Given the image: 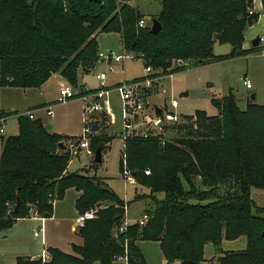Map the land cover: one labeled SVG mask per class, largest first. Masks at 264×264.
I'll list each match as a JSON object with an SVG mask.
<instances>
[{
  "label": "trees",
  "instance_id": "16d2710c",
  "mask_svg": "<svg viewBox=\"0 0 264 264\" xmlns=\"http://www.w3.org/2000/svg\"><path fill=\"white\" fill-rule=\"evenodd\" d=\"M160 1L153 19L161 30L153 34L150 25L137 27L144 14L127 0H0V87L39 88L59 74L79 88L78 73L88 74L98 63L99 34H118L125 52L165 74L187 69L174 70L178 60L190 68L264 50L242 48L244 31L258 19L253 0ZM226 43L231 52L214 57V45ZM211 103L217 115L185 116L187 139L175 145L161 147L154 138L124 140L120 166L125 156L137 185L147 188L152 200L156 192L165 197L145 211L143 226L129 224L122 233L125 203L95 177L66 173L69 155L58 144L67 137L50 133L40 120L18 116L17 134L1 139L0 230L33 209L50 217L49 202L61 200L70 188L80 192L78 214L95 204L101 209L79 228L82 244L73 245L72 254L48 248V262L19 257L16 264H114L119 258L146 264L138 247L142 241L159 243L166 264H201L208 244L217 264H264V208L250 197L251 189L264 190V106L249 102L241 111L231 92ZM101 136L90 141L94 151L102 152L112 138ZM240 237L246 239L244 250H221L224 240Z\"/></svg>",
  "mask_w": 264,
  "mask_h": 264
},
{
  "label": "rangeland",
  "instance_id": "374dc122",
  "mask_svg": "<svg viewBox=\"0 0 264 264\" xmlns=\"http://www.w3.org/2000/svg\"><path fill=\"white\" fill-rule=\"evenodd\" d=\"M127 1L130 6L136 9H144V20L146 21V24L150 25L151 27V20L160 13L161 1ZM246 42L248 50L251 49L252 41L246 39ZM97 44L98 50L101 53L106 51L122 53L116 35L99 34L97 36ZM112 48L113 50H109ZM177 67H184L187 69L183 72L173 74H165L161 70H154L156 77H158V84L154 88L146 89L145 92L140 91V95L144 98L145 102L142 110L138 111L136 121L143 124H141V126L138 128L137 134H132L127 137V139L131 137L146 139L140 137L138 134H141L143 132L149 134V132H151V135L149 134L147 139L154 138L152 140H158L161 147H163V145L165 144H174L176 140L187 139L185 126L189 124V121L185 119V116L193 115L195 111H203L209 117L217 115V110L212 105L211 99H221L222 97L227 96L229 92H231V94L235 97L237 106L241 111H244L246 109V105L249 101L251 102L250 97L252 94H255L256 96L255 100L252 103L264 106V53L261 51L251 53L246 57L243 56L233 58L221 63H212L204 66L190 68L184 65H179L174 68L172 66L174 70ZM102 72H106V86L112 85L113 83V86H115L116 83L118 84L121 82L129 81L132 82L134 80L140 81L141 78L145 75L144 63L140 59H126L119 65H113L112 71H108L105 65H97L88 74L84 75V82L87 84V86H89L88 88L90 90H95L99 87L96 76ZM243 77H246L250 81L252 89L248 90L245 88V86L242 84ZM171 99L178 102V107L176 109H172L169 106L168 101ZM12 100L16 103H20L22 99L19 96L15 95L12 96ZM108 101L112 111L111 115L108 116L109 120L105 114H95V125L100 124V128L95 132L91 131L90 134H87V137L89 138V146L91 139L96 134H101V137L105 139L113 136L102 153V163L95 166L92 163V159L86 155L84 150H80L78 155L74 156V153L67 149L66 151L69 155L68 171L70 174L80 172L86 175V177H95L96 179L101 181L102 184H105L106 187L110 188L116 194V196L120 200H122L123 203H125V207L127 209L126 212L124 211V216L126 214V224H133L135 221L141 218V215L145 211L153 210L154 201H162L165 195L162 192H156L152 195V197L154 198L152 200V198L149 196L150 191L145 187L138 186L136 183L137 179H134L135 183L133 184H129L124 180L122 176L123 163L121 167L120 160L124 147L122 134L124 132L125 121L122 115V103L120 100V96L115 89L109 91ZM154 106L161 109L163 111V114L166 112L175 113L177 119L175 121L164 123L159 128L153 126L150 121L152 122L154 120ZM53 111L55 114L54 118H46L48 120V124L53 126L52 130L56 129V122H60L61 128L63 129L62 132L64 134L75 136V139H73L75 141L79 140L81 137H84L85 129L91 126L88 124L90 123L89 119L87 120L88 123H85L86 119H81V103L77 99H72L63 104L55 103L53 106ZM10 121L11 120L8 121L9 123L5 128L6 134H12L15 130L14 124ZM109 122L111 123L110 128L109 130H106V128H108L109 126ZM134 122L135 118L130 121L131 124ZM71 142L72 139H68L67 143L69 144ZM63 145L65 146L64 143ZM127 169L129 172H131L128 167ZM148 173L149 172L146 171L145 175H147ZM184 188L185 190H188V187L186 185H184ZM254 191L255 193H257L254 196L255 205L264 206V199L259 195H264V191ZM72 193L74 192H70V194L64 195L65 197L63 196V200L61 199V203H64L65 207H67L68 216L70 217L69 221L71 223H74L77 216L74 208V194ZM192 203L195 204L196 201H192ZM200 203L204 204L206 203V201ZM12 207L13 205H11L9 209H11ZM91 209H94L98 212L101 209V206L95 204ZM261 217L264 218V213L261 214ZM51 230L52 226L49 225V228H47V232H50ZM59 230L62 236L66 237L68 235L67 225L61 226ZM78 230L79 228L77 229L76 237H78ZM4 231L5 230H3V232H0V264H16V257H22L21 254L34 252L31 249L27 250L26 248H28L29 246H27L26 244L33 243V245H35L37 249L38 254H41L42 243L40 239L34 240L32 236H29V238H27L24 242V247L17 250L12 238L8 236L9 232ZM73 237H71V239H74ZM141 244V248L139 247L140 250L142 249L141 253L145 255L147 254V256L150 254L152 256L151 258L155 261V263L153 264H159L161 259L159 244L147 241H142ZM211 247V245L206 247L205 256H207L208 254H212ZM65 254L71 253L68 252ZM48 256L50 257L49 254ZM49 260L50 258L45 262H48ZM117 261L115 264H124V262L120 260ZM174 263L175 262H173L172 264Z\"/></svg>",
  "mask_w": 264,
  "mask_h": 264
},
{
  "label": "crops",
  "instance_id": "0c3cea01",
  "mask_svg": "<svg viewBox=\"0 0 264 264\" xmlns=\"http://www.w3.org/2000/svg\"><path fill=\"white\" fill-rule=\"evenodd\" d=\"M253 12L258 14V19H257L256 23H254L252 26L246 28V30L244 31V42H243L242 47H243V49H246V50H248L246 39H249L253 42L255 39L261 38L262 41L259 42L258 46H264V8L261 4V0H253ZM109 35H116V37L118 38L119 46L121 47L120 36L118 34H109ZM252 48H253V46H252ZM109 50H113V48L109 49ZM121 50H122V47H121ZM248 55H250V54H248ZM227 60H231V59H227ZM227 60H223V61L216 62V63H221V62H224ZM97 65H104V64L100 63V60H99L98 63L94 66V68ZM106 79H107V77H106ZM66 83L67 82L63 78H61L60 75L55 74V75L51 76L39 88L18 89V88H10V87H0V117H2L4 119V125H3L4 135L2 137H0V155H1V150H2L1 139L3 137L15 136L17 134V132H18L17 117L23 115L24 113H26L28 111H34V120L35 119L40 120V122L45 126V128H46V126H49L50 129L48 131L50 133L67 137L66 139H64L62 141L65 144V146H64L65 151L67 150L68 139L73 140V139H75L74 138L75 136H71L70 134L69 135L64 134L62 132L63 129L61 128L60 122H56V129L52 130L53 126L48 124V120L46 119V118H50V117L47 116V113L44 110L48 106H52V108H53L54 104L56 103V99L58 97V93H59L60 88ZM113 84L106 86L109 91L114 89L115 86L117 85V83L115 86H113ZM78 87H85L86 89L90 90L88 88L89 86H87V84L84 82V75H82L81 72L78 74ZM251 89H252V87H251ZM90 91H94V90H90ZM15 95L19 96L22 99L20 103H16L15 101L12 100V96H15ZM251 102H253V101L251 100ZM109 108L111 111L110 104H109ZM39 113H40V115H39ZM53 113H54V111H53ZM95 117L96 116L94 114V116L92 117V120H93L92 124H94V125L96 122V120L94 119ZM53 118H54V116L51 119H53ZM81 119H83L82 110H81ZM9 120H11L10 122H12L14 124V127H15V130L12 134H6L5 133V128L7 127ZM108 120H109V117H108ZM97 123H98V121H97ZM96 125L100 128V124H96ZM110 125H111V123L109 122V126L107 128L108 130L110 128ZM103 151L101 152V156H102ZM92 163H93V161H92ZM66 173H69L68 166L66 169ZM76 173L84 175L83 173H80V172H76ZM254 190L257 191V189H251V191H250V197H251L253 202H254L255 194H257V193H255ZM262 191H264V190H262ZM70 192H74L72 194H74L73 197L75 199L74 200V204H75V201L80 196V192L76 191L73 188H70V189L65 191L64 195L70 194ZM259 195L262 196V198L264 199L263 194H259ZM254 205H255V202H254ZM256 207L264 208V206H256ZM143 214H145V212ZM77 215H78V213L76 212V216ZM69 220H70V217L68 216L67 207H65L64 203H61V200L60 201L57 200V201H54V203L52 204V213H51L50 217H45L44 215H40L39 213H37L33 209L31 211L30 216H28L27 218H24V219L17 220L11 228L4 229L5 230L4 232H6V231L9 232L8 236H10V238H12L13 243L16 245L17 250L24 247V242L26 241L27 238H29V236H32L34 240L40 239V241L42 243L41 254H38L35 245H33V243H31V244H26L27 246H29L26 249L27 250L31 249L34 252L28 253V254H21L22 257H30L31 259H33L34 257L42 256L43 254H48L47 253L48 248H54V249H58L59 251H61L63 253L69 252L72 254V249H71L72 246L73 245L80 246L82 244V239L79 235H78V237H76V233H77L78 228L75 227V222L71 223ZM75 221H76V219H75ZM49 225L52 226V230L50 232H47V228H49ZM66 225L68 228V230H67L68 235L66 237H64V236H62V234H60L59 228L61 226H66ZM0 232H3V230H0ZM73 236H75L77 239ZM71 237H73L76 240L71 239ZM141 243L142 242L138 243V247H140V248L142 246ZM155 243H157V242H155ZM210 245L211 244H208L204 248V254H203L204 260L201 262V264H214V262H215V264H217V262L215 260L217 254H216L212 245H211L212 246L211 247L212 254H210V255L208 254L207 256H205L206 247H208ZM245 247H246V239L244 237H240L234 241H223L221 244V250L224 252L241 251V250H244ZM143 256H144V260L146 261V264L155 263V261L151 258L152 256L150 254L148 256H147V254L146 255L143 254ZM19 257H16V259ZM146 257L148 260L146 259ZM159 264H166L164 262L162 254H161V259H160ZM174 264H179V262H175Z\"/></svg>",
  "mask_w": 264,
  "mask_h": 264
},
{
  "label": "built area",
  "instance_id": "2783aa9c",
  "mask_svg": "<svg viewBox=\"0 0 264 264\" xmlns=\"http://www.w3.org/2000/svg\"><path fill=\"white\" fill-rule=\"evenodd\" d=\"M251 13V12H250ZM146 21L145 20H140L137 23L138 28H144L146 26ZM262 39L260 38V42ZM264 53V50H262ZM97 59L98 61H102V63L107 67L108 71H112L113 65H119L123 63L124 60H133L135 59V55L131 53H127L122 49V53H116L114 51H106V52H99L97 53ZM179 65H184L188 66L187 62H182L180 60L175 61L173 63V66H179ZM144 76L141 78L140 81H129V82H121L118 83L115 86V90L120 96V100L122 103V115L124 118V132L122 134L123 141L127 139L132 134H137L138 128L141 126L143 123H139L137 120V114L138 111H141L144 105V98L140 95V91L145 92L146 89H151L154 88L158 84V77H156V74L154 70L146 66L144 67ZM96 79L99 83V87L95 89L93 92H90L88 89L84 88H75L68 83L64 84L58 93V97L56 99V103H66L72 99H77L81 102V110H82V116L83 119H86L85 123H88L87 120H90L89 125L90 127H87L84 131L85 136L81 137L79 140L75 141L72 140L71 143L67 144V149L72 151L74 153V156L78 155L80 150H84L86 155L93 159L94 157V151L90 148L89 146V138L87 137V134L91 133V128H92V117L94 114H105L106 116L111 115V111L109 108V102H108V95H109V90L107 89L105 85V80H106V72H102L99 75L96 76ZM242 84L245 86L246 89L250 90L251 89V83L250 81L246 78H242ZM139 91V93H138ZM169 106L172 109H176L178 107V102L176 100H169L168 101ZM155 107V106H154ZM153 107V111H154ZM47 113V116L52 118L54 116L53 113V108L52 106H48L44 109ZM23 116H27L29 119L34 120V111H28L23 114ZM135 118L134 123H130L131 120ZM153 121L152 123L153 126L159 128V124L170 122V121H175L177 119V116L173 112H166L160 117L159 115H155L153 112ZM4 119L0 117V137L4 135ZM151 135V132H149ZM148 133L143 132L141 134H138L140 137L147 138L149 136ZM122 176L124 180L129 183L133 184L135 183L133 176L131 173L128 171L126 167V161H125V156H123V171H122ZM54 201H50L49 204L52 205ZM126 212V207L124 208ZM97 211L94 209H89L88 211L84 213H80L77 215L76 221H75V227L80 228L84 225L86 221L93 220L96 217ZM126 214L124 216V219L122 221V224L120 225L118 232L122 233L125 231L126 227L129 224H126L125 220ZM148 216L147 214H143L139 220H137L135 223H137L139 226H143L145 222L147 221ZM50 257L48 254H43L42 256H37L34 257L33 260L39 259L42 262H45L48 260ZM118 260L126 263L125 258H119Z\"/></svg>",
  "mask_w": 264,
  "mask_h": 264
},
{
  "label": "water",
  "instance_id": "95a60500",
  "mask_svg": "<svg viewBox=\"0 0 264 264\" xmlns=\"http://www.w3.org/2000/svg\"><path fill=\"white\" fill-rule=\"evenodd\" d=\"M88 1L89 2H92V3H96V4H98V3L101 2V0H88ZM139 11H140L141 14H144V9L141 8V9H139ZM160 30H161V26H160L159 22L157 20H155V19H152L151 20L150 32L153 33V34H158ZM216 36L217 35L214 34V38ZM259 42H260V39L259 38L255 39L252 42V46L253 47H257L258 44H259ZM230 52H231V46H230V44H227V43L226 44H221V45L215 44L214 47H213V56L214 57L225 56V55H228ZM100 63H102V61H100ZM250 99L252 101H254L255 100V95L252 94L251 97H250ZM161 112H162L161 109H159L157 107H154V113H155V115H160ZM161 126H162V123L159 124V127H161ZM46 129L49 130L50 127L49 126H46ZM98 129H99V127L97 125L92 124V128H91V131L92 132H95ZM58 148L60 150H65V147H64V145L62 143H59L58 144ZM92 161H93V163H95L97 165H99V164L102 163L101 148H97L96 149ZM19 202H20V200L17 199L15 208L18 207ZM104 206H107V203H105Z\"/></svg>",
  "mask_w": 264,
  "mask_h": 264
}]
</instances>
